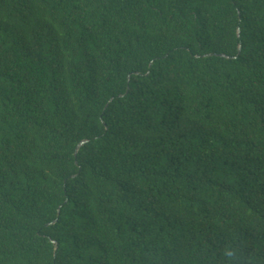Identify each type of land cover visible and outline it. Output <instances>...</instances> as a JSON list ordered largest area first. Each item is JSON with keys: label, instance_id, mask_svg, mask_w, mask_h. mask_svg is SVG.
I'll list each match as a JSON object with an SVG mask.
<instances>
[{"label": "trees", "instance_id": "16d2710c", "mask_svg": "<svg viewBox=\"0 0 264 264\" xmlns=\"http://www.w3.org/2000/svg\"><path fill=\"white\" fill-rule=\"evenodd\" d=\"M0 264H264V0H0Z\"/></svg>", "mask_w": 264, "mask_h": 264}, {"label": "water", "instance_id": "95a60500", "mask_svg": "<svg viewBox=\"0 0 264 264\" xmlns=\"http://www.w3.org/2000/svg\"><path fill=\"white\" fill-rule=\"evenodd\" d=\"M84 143H86V141L81 142V143L79 144V147H80L81 145H83ZM53 243H54V242H53Z\"/></svg>", "mask_w": 264, "mask_h": 264}, {"label": "bare ground", "instance_id": "6f19581e", "mask_svg": "<svg viewBox=\"0 0 264 264\" xmlns=\"http://www.w3.org/2000/svg\"><path fill=\"white\" fill-rule=\"evenodd\" d=\"M82 142H84V141H82ZM85 144V143H84Z\"/></svg>", "mask_w": 264, "mask_h": 264}]
</instances>
